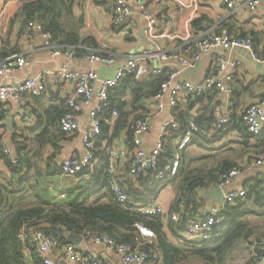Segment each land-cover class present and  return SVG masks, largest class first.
Segmentation results:
<instances>
[{"label": "trees", "instance_id": "1", "mask_svg": "<svg viewBox=\"0 0 264 264\" xmlns=\"http://www.w3.org/2000/svg\"><path fill=\"white\" fill-rule=\"evenodd\" d=\"M68 1L19 0L9 25L17 24L19 33H22L29 28V23H34L40 27V33L53 37V44L80 47L87 40L82 42L70 26L71 7ZM198 25L199 19L193 22V26ZM15 52L14 49L6 50V43L1 42L0 63L11 58L9 55ZM82 53L76 50L77 55ZM169 74L163 70L143 80L127 76L118 87L109 90L108 106L100 114L101 133L95 138L92 149L93 164L84 173L89 177L82 181L83 186L74 194H66L58 202L49 203L39 197V191H42L38 183L41 173L35 169V156L47 146L56 152L60 150L61 142L66 137L59 128L60 119L67 111L64 100H57L42 114L34 113L36 128L43 124L35 137L38 145V151L33 154L35 156H29L30 152L23 153V148L18 146L16 163L13 164L9 155H3L4 146L0 145V158L10 173L9 182L0 184V264H43L36 257L31 242L30 231L37 229L51 237L58 247L67 245L71 237L82 238L86 232L107 237L116 244L137 247L147 253L148 264H160V261L175 264L189 256L196 257L203 264H223L239 242L254 239L252 243H256L254 248H257L258 242L264 240V232L260 233L259 227L250 221L253 217L264 220V182L257 179L244 186V197L222 207V221L213 227L209 241L186 243L182 239L189 222L200 217L204 211L205 200L200 193L215 187L222 175L241 168L236 159L249 164L264 154V129L258 135L250 134L243 125L242 117H231L229 124L217 129L207 108L203 107L195 112V116L192 115L193 108L201 98L189 96L185 105H178L172 111L180 127L172 138L180 137L191 119L197 127L191 142L181 153V167L175 177L160 180L154 170H146L135 179L126 177L122 181H114V175L106 173L110 163V143L120 136L125 137L126 147L131 152L130 126L137 119H145L149 115L153 104L151 101ZM36 98L35 101H38L41 97ZM4 118L5 111L0 105V129ZM233 129L241 134L242 141L237 143L238 147H231L232 143L222 141ZM14 136L15 144L19 145L18 139L24 136ZM1 138L2 135L0 143ZM196 150L199 154H196ZM126 158L129 165L131 154ZM168 159V156L160 158L159 165ZM135 184L138 186L135 187ZM112 185H117L126 194L128 200L125 203H119L111 193ZM162 197H167L165 217L141 213L140 209L153 206ZM173 215L176 220H172ZM137 225L151 230L154 238L142 239ZM172 238L180 244L171 243ZM255 250L256 257L263 255L258 249Z\"/></svg>", "mask_w": 264, "mask_h": 264}, {"label": "crops", "instance_id": "2", "mask_svg": "<svg viewBox=\"0 0 264 264\" xmlns=\"http://www.w3.org/2000/svg\"><path fill=\"white\" fill-rule=\"evenodd\" d=\"M18 2L19 0H0V43H6V50L14 49L16 51L9 57H24L27 64L21 70L2 77L0 79L2 84L20 81L47 70L55 72L64 61L62 56H51L49 50L44 46V39L40 31L25 28L22 33H19L20 28L17 24L10 27L9 21L17 8ZM68 2L71 7L70 26L76 31L82 42L87 40V43L80 45L83 48V50L80 49L81 52L85 53L90 49L103 55L115 56L122 62L145 51L167 55L169 56L167 60L153 59L150 67H162L165 71L175 73L173 81L175 84L183 82L196 84L215 74L217 55L202 56L199 63L192 70L185 69L180 64L179 59L175 58L176 56L179 58L190 56L193 42L197 38L207 33L228 29L233 37L250 39L258 61L253 60L249 53L242 49L224 55L223 57L228 62L234 59L241 61V65L230 83L232 93L219 92L206 97H199L201 100L196 103L193 112H198L205 107L212 115L214 109H219L222 114L230 112L232 113L231 117L237 119L241 117L246 107L259 101L264 93V1L251 11L246 7L244 0H234V7L231 10L227 9L221 0H132L129 3L131 13L126 23L121 27H115L112 24L110 15L112 0H69ZM145 15H151L154 18L155 23L152 27L148 26ZM197 19L200 20V25L193 26V22ZM122 30L128 31L129 34L125 36ZM1 46L3 47V45ZM85 48L88 49L85 50ZM84 53L76 54L72 61V71L80 73L92 70L97 74V80L93 83L94 97L88 108H84L77 113L79 131L66 135L58 152L54 151L51 146H47L39 152L40 156L33 155L38 151L35 137L43 128L42 123L36 128L37 119L34 113H44L57 100L66 101L72 89L71 83L63 82L59 85H48L42 95L38 96V98L41 97L38 101H35L36 97L24 95L19 103L12 101L0 103L2 110L5 111V118H11L13 122L11 132L4 121L2 122L3 127L0 129V133L3 146L8 149L11 159L17 158L16 148L18 146L21 149L23 148V153L30 152L29 156L37 157L35 169L41 173L38 183L42 187H39L42 190L39 191V197L49 203L64 199L65 196L60 198L61 195L74 194L73 192L79 188L77 187L69 193L60 192L55 194L54 186L59 178L75 177L78 180L76 176L62 175L59 166L65 158L71 156L82 157L85 154L84 141L89 130L91 113L98 108L96 95L100 90L101 82L104 79L111 78L115 71L113 66L90 62L85 58L86 54L84 55ZM187 99L184 93L179 94V105H185ZM153 105L157 106L160 112L158 116H154L149 111V115L146 117L149 122V131L142 136L141 146L147 151L154 148L161 126L165 122L174 119L168 94L159 102H154ZM28 117L32 118L33 123L25 121V118ZM32 128L34 129L32 130ZM14 135L24 136V138L18 139L19 145L15 144ZM122 138L120 136L110 143L108 153L110 150L120 147ZM240 138L241 134L233 129L222 141L225 144L232 143L231 147L234 145L238 147L237 143L242 141ZM166 145L172 146V142L166 141ZM126 160L127 158L120 160L114 165V181H122L126 177L130 178L128 175L129 165ZM236 162L241 165V168L238 169L242 170V173L223 188L224 195L229 191L240 189L246 191L244 186L254 179L264 182V165L254 167V161L248 164L241 161L240 158L236 159ZM246 167H250V169L245 170ZM49 170L56 174H51ZM9 179L8 168L0 158V184L9 182ZM137 186L138 184H135V187ZM48 190H50V195L46 193ZM203 192L200 193L201 198ZM204 202L203 212L212 205L208 201ZM155 205L165 209L167 197H162L153 206ZM250 221L253 225L259 227L260 233L264 232V220L253 217L250 218ZM252 241L255 240L239 242L223 264H244L256 251L255 249L262 252V256H264V250H259L258 244L257 248H254L256 243L254 244ZM170 242L175 245L180 244L173 238ZM250 242L251 244H249ZM79 249L93 258L103 259L109 264H124L117 255L108 251L102 245H95L90 241L82 240ZM51 255L55 264L64 263L66 256L62 247L56 248ZM160 264L164 263L160 261ZM175 264L203 263L196 257L189 256L186 259L177 261Z\"/></svg>", "mask_w": 264, "mask_h": 264}, {"label": "built area", "instance_id": "3", "mask_svg": "<svg viewBox=\"0 0 264 264\" xmlns=\"http://www.w3.org/2000/svg\"><path fill=\"white\" fill-rule=\"evenodd\" d=\"M132 0H112L110 6V15L112 24L115 27L123 26L130 13L131 8L129 3ZM225 7L231 10L234 7V0H221ZM264 0H244L246 7L253 11ZM148 21V26L152 27L155 23L151 15H145ZM29 28L40 31V27L34 23H29ZM123 34L127 36L129 33L122 30ZM44 39V46L49 50L52 57L62 56L64 58L61 66L55 71H44L36 76L24 78L20 81H15L10 84H2L0 82V103L12 101L15 103L21 102L24 95L31 97H38L42 95L43 91L48 85H59L63 82L71 83L72 89L69 96L66 98L67 111L61 117L59 128L61 132L70 135L79 131V122L77 113L84 108H88L94 97L93 83L97 80V74L92 70L84 72H73L72 61L76 56V50L83 48L79 46L63 47L53 44V37L50 34H42ZM88 48H85V50ZM237 49L245 50L250 57L258 61L257 55L254 53L250 39H238L233 37L228 29H223L220 32L207 33L193 42L192 51L188 57L178 58L180 64L188 70H192L201 60L204 55H217L215 59V74L199 83L183 82L175 84V73H170L166 82H164L157 95L153 98L151 103L159 102L165 95L170 97V105L174 109L178 107V96L184 93L187 97H206L211 94L223 92L231 94L232 89L230 83L233 81L240 65L239 59H234L228 62L224 55L231 53ZM90 52V54H89ZM86 54V55H85ZM85 58L90 62L104 64L115 67L114 75L109 79H104L101 82L100 90L96 95L98 108L91 113V120L89 130L86 133L84 141L85 154L82 157L71 156L65 158L60 163V171L65 176H76L78 180L85 181L89 175L84 174L89 170L93 164V145L95 138L101 133V111L108 106V92L110 89L119 86L121 81L127 76H133L137 80H143L148 75H158L163 71L162 67H150L153 59L159 61L169 59V56L164 54H154L148 51L141 53L138 56L125 59L123 62L112 55H103L93 50L88 49L84 53ZM27 61L24 57H11L0 63V79L7 74H11L17 70H21L26 66ZM150 112L154 116H158L160 110L157 106L151 105ZM195 116V112L192 114ZM214 126L220 129L226 125L232 116V113L227 112L222 114L219 109H214L212 112ZM242 122L246 130L252 135L261 133L264 125V93L259 101L249 105L242 112ZM27 123H33L31 117L25 118ZM179 124L171 119L165 122L160 128V134L154 148L151 151L145 150L141 146V138L149 131L148 119H137L130 126L131 139L133 149L131 152L126 147V139L122 138L120 147L109 151L110 163L107 166L106 173L114 175V165L120 160L125 159L131 154L128 175L135 179L142 172L147 170H154L158 179H171L175 177L181 167L182 152L191 142L193 134L197 131V127L193 120H189L186 124L185 132L177 138H172L173 133L179 131ZM1 135V133H0ZM166 141H171L172 146H167ZM1 146L3 143L1 141ZM172 152V153H171ZM5 156L9 155L8 149L4 148ZM169 157L168 161L163 165H159L160 158ZM15 164L16 160L12 159ZM264 165V154L258 156L254 162V167ZM246 167L245 170H249ZM242 170L235 168L228 173L222 175L218 179L216 186L223 188L231 183L233 179L239 176ZM264 195V184L262 186ZM111 193L119 203H125L128 198L126 194L117 186L112 185ZM246 191L240 189L236 191H229L223 196V205L232 203L236 199L244 197ZM61 195L60 198H64ZM222 206L212 204L203 214L197 219L189 222L184 232L182 239L186 243H202L209 241L212 236L213 227L220 224L222 218L220 216ZM141 213L145 215L159 214L163 217L166 211L159 205L144 207L140 209ZM172 220H176V216H172ZM137 230L142 239H152L154 234L151 230L142 225H137ZM31 242L34 246L36 257L42 261L43 264H55L52 259V251L58 248L56 242L49 236L45 235L41 230H32ZM23 238V236H21ZM82 240L90 241L95 245H102L108 251L117 255L124 264H148L149 256L147 253L140 251L137 247L128 246L124 244H116L107 237H101L89 232H86ZM259 250H264V240L258 243ZM65 260L63 264H109L107 261L99 258H93L80 251L79 246L67 244L62 246ZM253 255L245 261L244 264H263L264 256L256 257Z\"/></svg>", "mask_w": 264, "mask_h": 264}, {"label": "water", "instance_id": "4", "mask_svg": "<svg viewBox=\"0 0 264 264\" xmlns=\"http://www.w3.org/2000/svg\"><path fill=\"white\" fill-rule=\"evenodd\" d=\"M5 125L8 127L9 131L11 132L13 130V122L11 118H5L4 120ZM147 170H149V165L147 166ZM223 196L224 191L219 188L218 186H215L212 189L205 190L203 192L202 198L205 201H208L210 204H217L219 206L223 205ZM82 242V238L80 237H71L68 239L67 243L72 244L74 246H79Z\"/></svg>", "mask_w": 264, "mask_h": 264}, {"label": "rangeland", "instance_id": "5", "mask_svg": "<svg viewBox=\"0 0 264 264\" xmlns=\"http://www.w3.org/2000/svg\"><path fill=\"white\" fill-rule=\"evenodd\" d=\"M195 152L196 154H199L198 150H196ZM82 186H83V182L76 180L75 177H62V178H59L57 182H55V186H54L55 194H59L60 192L69 193L73 189L77 187H82ZM46 193H48L49 195L51 194L50 190H48V192Z\"/></svg>", "mask_w": 264, "mask_h": 264}]
</instances>
